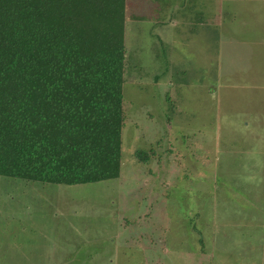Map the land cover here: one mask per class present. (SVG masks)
Instances as JSON below:
<instances>
[{"label": "rangeland", "instance_id": "obj_1", "mask_svg": "<svg viewBox=\"0 0 264 264\" xmlns=\"http://www.w3.org/2000/svg\"><path fill=\"white\" fill-rule=\"evenodd\" d=\"M203 1L127 2L121 175L0 176V264H264V0Z\"/></svg>", "mask_w": 264, "mask_h": 264}, {"label": "trees", "instance_id": "obj_2", "mask_svg": "<svg viewBox=\"0 0 264 264\" xmlns=\"http://www.w3.org/2000/svg\"><path fill=\"white\" fill-rule=\"evenodd\" d=\"M128 19L127 0H0V176L120 177Z\"/></svg>", "mask_w": 264, "mask_h": 264}, {"label": "crops", "instance_id": "obj_3", "mask_svg": "<svg viewBox=\"0 0 264 264\" xmlns=\"http://www.w3.org/2000/svg\"><path fill=\"white\" fill-rule=\"evenodd\" d=\"M136 3H138L137 10H146L150 11V14L143 15L140 12H136L138 15L137 23L141 22L142 20L150 19L155 20L153 24L158 26H166L167 23L173 21L176 16L174 14L178 12V10H188L196 8L197 6L204 5L203 0H132ZM129 2V0H127ZM197 3L195 5H192L193 3ZM206 3H208V0H206ZM127 7H129L127 3ZM208 7V6H207ZM203 8V6H202ZM154 14V16H153ZM169 21V22H168ZM167 28L166 30H162L160 33L154 32L155 36L159 38L160 40L164 41H171L172 34L170 33V37H166Z\"/></svg>", "mask_w": 264, "mask_h": 264}]
</instances>
